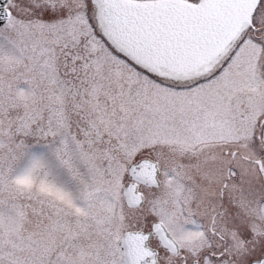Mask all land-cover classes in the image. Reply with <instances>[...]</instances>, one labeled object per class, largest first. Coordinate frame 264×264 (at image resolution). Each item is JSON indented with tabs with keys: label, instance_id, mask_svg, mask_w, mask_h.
<instances>
[{
	"label": "snow or ice",
	"instance_id": "1",
	"mask_svg": "<svg viewBox=\"0 0 264 264\" xmlns=\"http://www.w3.org/2000/svg\"><path fill=\"white\" fill-rule=\"evenodd\" d=\"M0 264H264V0H0Z\"/></svg>",
	"mask_w": 264,
	"mask_h": 264
}]
</instances>
